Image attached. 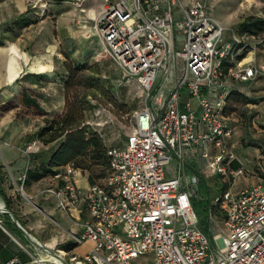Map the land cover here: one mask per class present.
<instances>
[{
    "label": "built area",
    "instance_id": "obj_1",
    "mask_svg": "<svg viewBox=\"0 0 264 264\" xmlns=\"http://www.w3.org/2000/svg\"><path fill=\"white\" fill-rule=\"evenodd\" d=\"M84 1L74 0L80 12ZM100 1L91 29L123 78L137 80L144 102L124 145L107 147L110 165L102 182L78 187L75 178L82 172L71 165L55 174L62 181L54 191L60 194L58 206L78 211L82 233L74 240L90 241L91 248L82 255L47 248L44 253L59 264H130L148 252L155 264H264V181L221 191L211 207L221 213L226 234L209 236L192 204L200 177L193 171L184 181L179 173L193 151L216 172L229 169L235 158L225 147L232 134L224 113L229 80L264 79V57L237 59L245 49L241 40L224 41L225 28L206 11V0ZM223 61L229 63L226 74ZM172 63L176 82L165 91ZM171 160L178 162V173L167 177ZM39 255L27 263L13 256L0 264L47 262Z\"/></svg>",
    "mask_w": 264,
    "mask_h": 264
},
{
    "label": "rangeland",
    "instance_id": "obj_2",
    "mask_svg": "<svg viewBox=\"0 0 264 264\" xmlns=\"http://www.w3.org/2000/svg\"><path fill=\"white\" fill-rule=\"evenodd\" d=\"M70 1L11 0V14H5L9 26L12 25V28H8L16 34L21 33V36L14 41H7L2 50H8L9 46L15 49L16 46V55L21 59L27 50L29 61L27 66L22 63L23 74L19 80H25L27 75H36L31 80L20 82L21 87L12 94V100L18 102L21 91L27 89L38 99L44 121L51 115L64 112L67 102L79 104L84 101L86 104V101H90L92 106H84V124L97 130L106 145H124L131 133V121L143 105L145 92L134 77L123 78L122 69L110 57L106 47L88 32L91 31L92 22L81 18L83 15L87 18L90 9L83 14ZM191 1L181 0L183 5ZM87 6L98 11L101 1L88 0ZM206 11L225 28V42L236 36L241 40V47L247 50L248 57L255 56L258 61L262 60L264 33L258 36L246 35L238 25L246 15L264 16V0H206ZM20 12L30 13L32 23L27 27L20 28L16 21L12 23ZM65 59L71 62V72H67L63 66ZM38 62L48 65L47 68L39 70L36 65ZM177 73V66L172 63L165 91L176 82ZM66 79L70 82L67 96L63 88ZM156 81L157 86L161 79L158 77ZM239 89L245 94H234L228 102L226 116L231 123L232 134L225 141L226 149L233 152L239 166L234 170L229 166L221 174L216 172L209 160L201 157L199 151H193L195 153L185 155L186 161L179 167V173L184 174V181L185 176L195 170H198V176L202 174L204 177L198 183V189L193 191L192 204L200 227L209 236L211 232L226 234L222 216L210 212L212 200L223 191L221 187L226 185L237 191L264 181V79L240 83ZM154 91L155 86L150 95ZM15 111L34 112L26 110L22 105ZM177 165L176 160L166 165L167 177L177 175ZM205 199H209V202ZM130 264H155L154 255L148 252L132 259Z\"/></svg>",
    "mask_w": 264,
    "mask_h": 264
},
{
    "label": "crops",
    "instance_id": "obj_3",
    "mask_svg": "<svg viewBox=\"0 0 264 264\" xmlns=\"http://www.w3.org/2000/svg\"><path fill=\"white\" fill-rule=\"evenodd\" d=\"M87 1H84L85 11L81 13L88 12V9L90 11L87 18L82 14L81 19L92 21L100 10L94 11L88 7ZM70 2L74 4V0ZM11 4V0H0V200L7 208L6 212L0 208V261L5 262L17 256L22 263H27L37 253H44V248L56 252L57 249H63V245L67 243H76L74 236H80L82 227L75 218L77 208L71 211L60 208V194L54 192L62 183L55 174L66 170L70 165H65L55 174L38 180L27 177V171H40L57 146L56 142L43 144L36 137L39 129L45 125L43 113H18L15 109L20 105L10 109L1 108L12 99V94L19 91L20 82L36 76L27 75L25 80H19L23 74L22 66H27L29 61L27 50L23 52L22 59L16 55V46L15 49L9 46L8 50H2L7 41H14L21 36V33L16 34L13 29H9L12 25L9 26L5 14L10 12ZM29 14L20 12L18 17L13 18L12 23L16 21L20 28L27 27L32 23ZM88 32L95 35L92 29ZM10 54L15 56L14 64L17 69L12 78H9L7 67ZM39 63L46 65L41 62L37 64ZM195 172L198 173V170ZM75 181L82 189L89 183L83 173L77 175ZM78 209H81V206H78ZM76 244L77 246L69 251L77 255H82L91 248L90 241ZM44 264L52 263L47 261Z\"/></svg>",
    "mask_w": 264,
    "mask_h": 264
},
{
    "label": "trees",
    "instance_id": "obj_4",
    "mask_svg": "<svg viewBox=\"0 0 264 264\" xmlns=\"http://www.w3.org/2000/svg\"><path fill=\"white\" fill-rule=\"evenodd\" d=\"M238 26L242 33L251 36H258L264 33V16L246 15L239 22ZM0 45H2V42H0ZM246 53L247 50L244 49L241 54L237 56V59L244 57ZM63 66L67 72H71V62L68 61V59L63 61ZM221 66L224 74H226L229 63L223 61ZM38 76L39 75H37V77ZM69 83V79H66L65 84L63 85L65 96H67L70 88ZM229 83L232 89L226 100L225 114L231 96L234 94L240 96L245 94L239 89V87L240 83L246 82L229 80ZM21 92V99H19L18 102L10 99L3 104L1 108L10 109L22 105L26 107V110L31 109L34 112L41 113L40 111L42 110L38 99L30 94L27 89H23ZM86 104L92 106L90 101H86ZM86 104L84 101H80L79 104H71L67 102L64 112L50 116L45 121V125L39 129L36 137L43 144L56 142L57 146L54 148L47 163L41 167L40 171L36 169L27 171L28 178L38 180L44 176L55 174L59 168L65 165H71L74 168L84 171L85 173L83 175L87 177L89 183H100L102 181L99 179H101V177L103 179L106 177L110 165L106 151L107 147L110 145H106L103 137L97 130L93 129L88 124H84L83 114L84 106ZM202 176V174L199 176L200 182H202L204 178ZM226 188V185H223L221 190ZM205 200L209 202V199ZM210 212L215 214L219 213L220 216H222L218 209L211 207V204ZM75 246H77L76 243H67L63 245V249L69 251Z\"/></svg>",
    "mask_w": 264,
    "mask_h": 264
},
{
    "label": "bare ground",
    "instance_id": "obj_5",
    "mask_svg": "<svg viewBox=\"0 0 264 264\" xmlns=\"http://www.w3.org/2000/svg\"><path fill=\"white\" fill-rule=\"evenodd\" d=\"M14 59H15V56L13 54H10L9 61L7 62V67H8V71H9V78H12L17 73V69H16V66L14 64ZM37 67H38L39 70H44L45 68H47V67H45L44 65H41V64H37ZM2 207H3V203L0 200V208H2ZM39 256L43 260L51 261L52 264L61 263L60 259L57 258L53 254L41 253Z\"/></svg>",
    "mask_w": 264,
    "mask_h": 264
},
{
    "label": "water",
    "instance_id": "obj_6",
    "mask_svg": "<svg viewBox=\"0 0 264 264\" xmlns=\"http://www.w3.org/2000/svg\"><path fill=\"white\" fill-rule=\"evenodd\" d=\"M229 166L234 170L236 169L238 166H239V161L237 160V158H234L232 159L230 162H229ZM2 211H7V208L5 207V205L3 204V207L1 208ZM12 215V214H11ZM13 217V215H12ZM38 243V242H37ZM39 244V243H38Z\"/></svg>",
    "mask_w": 264,
    "mask_h": 264
}]
</instances>
